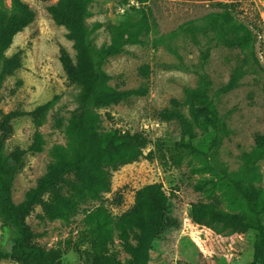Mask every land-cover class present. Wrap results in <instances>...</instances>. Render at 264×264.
Wrapping results in <instances>:
<instances>
[{
    "label": "rangeland",
    "instance_id": "374dc122",
    "mask_svg": "<svg viewBox=\"0 0 264 264\" xmlns=\"http://www.w3.org/2000/svg\"><path fill=\"white\" fill-rule=\"evenodd\" d=\"M23 1L35 11V18L15 36L7 50L10 56L21 53L22 66L6 78L0 89V117L2 112L17 113L12 120L14 132L6 143L8 152L16 147L28 149L37 129L43 133L45 142L42 151L29 150L24 156L13 187L16 203L22 202L45 174L53 159V148L68 147L67 130L55 127L54 117L61 114L68 124L77 107L79 92L69 82L60 60L61 45L76 58L73 41L67 36V28L58 25L48 11V6L57 0ZM226 6L231 8L234 21L251 33L252 42L246 48L213 46L205 69L215 90L227 84L236 65L241 64L245 69L239 86L220 96L217 102L230 130L219 155L231 172H238L241 154L251 151L255 136L264 133V0H91L87 21L92 28L93 45L97 49L109 48L115 33L126 49L110 56L103 64L112 77L110 84L120 89L147 86L149 90L146 95L132 96L99 109L102 129L144 131L151 140L146 153L156 149L159 141L173 145L180 139L178 123L163 122L158 113L171 106L173 98L183 99L186 87H201L197 70L202 64L201 48H207V37L198 30L201 44H196L189 27H211L212 18ZM0 9L9 14L18 13L14 0H0ZM209 34L215 35L213 30ZM56 95L57 103L49 111L46 122L37 128L30 111ZM202 107L196 103L193 107L183 106L182 110L195 124V143L209 146L212 130ZM203 166V160L193 155L187 156L180 167L168 168L158 160L142 157L113 173L112 191L105 197L114 216L128 210L134 204L136 191L146 184L162 182L174 196L181 227L157 241L151 250L150 264H252L253 231L221 234L192 220L191 203L209 201L215 195L222 198L225 210H242L230 183ZM258 173L260 179L256 184L264 187V159L259 163ZM119 197L121 203L117 202ZM41 213V206H36L27 219L36 233V241L48 248L63 249L65 263L81 264L74 247L85 235L82 232L84 212L68 222L43 220ZM13 235L14 231L2 226L0 221V248L9 249ZM113 247L122 260L129 256L118 238ZM0 264L19 263L3 259Z\"/></svg>",
    "mask_w": 264,
    "mask_h": 264
},
{
    "label": "trees",
    "instance_id": "16d2710c",
    "mask_svg": "<svg viewBox=\"0 0 264 264\" xmlns=\"http://www.w3.org/2000/svg\"><path fill=\"white\" fill-rule=\"evenodd\" d=\"M14 3L18 13L9 14L0 9V89L6 78L22 66L21 53L10 56L7 50L15 36L35 18V11L28 3L23 0H14ZM90 3L91 0H57L48 6L55 22L67 28V36L73 41L77 52L76 58H73L67 48L60 46V60L68 80L79 89L77 107L68 124L63 115L55 114V127L67 130L68 147L56 145L53 148V159L47 171L20 203H16L13 198L16 176L29 150H43L44 136L37 129L34 142L28 149L16 147L8 152L6 143L14 132L12 120L17 117V113H1L0 221L2 226L12 229L14 235L9 249L0 248V260L9 259L19 264H67L63 261V249L48 248L37 242L36 233L27 221L36 206H41L40 218L49 221L61 219L68 222L81 211L84 212L82 232L85 235L82 242L74 247L81 264H150L151 250L157 241L181 227V219L175 211L174 196L166 191L162 182L149 183L136 191L134 204L128 210L114 216L105 197L112 191L113 173L142 157L158 160L168 168L180 167L187 156L193 155L203 160L204 169L219 173L222 179L230 183L242 210H225L222 198L215 195L209 201L191 203L192 220L221 234L253 231L252 264H264V187L256 184L260 179L259 163L264 159V133L255 136V147L251 151L241 154L242 165L238 172H231L219 155L230 130L224 116L220 114L217 102L220 96L239 86L245 69L241 64L236 65L227 84L216 90L205 69L213 46L224 44L246 48L252 42L251 33L234 21L228 6L212 18L211 27H189L196 44H201L198 30L207 37V48H201L202 64L197 70L201 87H186L183 99L173 98L171 106L158 113L161 121L178 123L180 139L175 140L173 145L159 141L156 149L146 153L145 149L151 140L144 131L102 129L99 109L119 104L132 96L146 95L149 90L147 86L120 89L110 84L112 77L103 64L110 56L126 49L115 33L109 48L97 49L93 45L92 28L87 21L91 15ZM209 30H213L215 35L211 36ZM58 98L56 95L30 111L32 122L37 128L46 122ZM196 103L203 106L212 130L209 146L195 143V124L182 110L183 106L193 107ZM117 202L121 203V197ZM116 238L129 254L125 260L114 250Z\"/></svg>",
    "mask_w": 264,
    "mask_h": 264
},
{
    "label": "built area",
    "instance_id": "2783aa9c",
    "mask_svg": "<svg viewBox=\"0 0 264 264\" xmlns=\"http://www.w3.org/2000/svg\"><path fill=\"white\" fill-rule=\"evenodd\" d=\"M164 122V121H163Z\"/></svg>",
    "mask_w": 264,
    "mask_h": 264
}]
</instances>
